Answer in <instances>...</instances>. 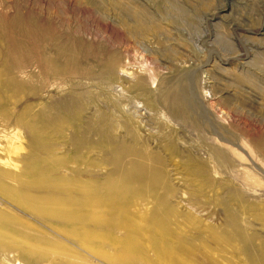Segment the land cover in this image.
<instances>
[{
    "label": "rangeland",
    "instance_id": "obj_1",
    "mask_svg": "<svg viewBox=\"0 0 264 264\" xmlns=\"http://www.w3.org/2000/svg\"><path fill=\"white\" fill-rule=\"evenodd\" d=\"M161 247L264 264V0H0V264Z\"/></svg>",
    "mask_w": 264,
    "mask_h": 264
},
{
    "label": "bare ground",
    "instance_id": "obj_2",
    "mask_svg": "<svg viewBox=\"0 0 264 264\" xmlns=\"http://www.w3.org/2000/svg\"><path fill=\"white\" fill-rule=\"evenodd\" d=\"M140 25H141V24H140ZM141 26H142V25H141ZM133 30H135V29H133ZM8 50H9V49H8ZM10 52H11V50H10ZM5 66H6V65H5ZM177 97H178V96H177ZM174 98H175V97H174ZM175 99H176V98H175ZM205 119H206V118H205ZM134 162H135V161H134ZM132 166H133V165H132ZM138 166H139V165H138ZM140 166H141V165H140ZM134 167H135V166H134ZM132 168H133V167H132ZM137 168H139V167H137ZM117 184H118V183H117ZM2 186H3V185H2ZM107 186H109V185H107ZM121 188H122V187H121ZM106 189H108V188H106ZM122 189H123V188H122ZM132 189H133V188H132ZM2 190H4V189H2ZM12 190H13V189H12ZM89 191H90V190H89ZM13 192H14V190H13ZM120 192H121V191H120ZM23 195H24V194H23ZM117 197H118V196H117ZM23 198H24V197H23ZM102 198H103V197H102ZM118 198H119V197H118ZM24 199H25V198H24ZM21 200H22V198H21ZM102 200H103V199H102ZM113 200H114V199H113ZM31 202H32V201H31ZM113 202H114V201H113ZM61 203H62V202H61ZM99 203H100V202H99ZM114 203H115V202H114ZM29 205H30V204H29ZM38 205H39V204H38ZM41 205H42V204H41ZM45 206H46V205H45ZM110 206H111V205H110ZM36 207H37V206H36ZM39 207H42V206H39ZM93 207H94V206H93ZM97 207H98V206H97ZM120 207H121V206H120ZM109 208H110V207H109ZM116 208H118V207L116 206ZM121 208H122V207H121ZM97 209H98V208H97ZM111 209H112V208H111ZM94 210H95V209H94ZM118 210H120V209L118 208ZM118 210H117V211H118ZM39 211H40V210H39ZM91 211H92V209H91ZM96 211H97V210H96ZM125 211H126V210H125ZM125 211H124V212H125ZM93 212H94V211H93ZM48 213H49V212H48ZM88 213H90V212H88ZM96 213H97V212H96ZM121 213H122V211H121ZM121 213H120V214H121ZM125 213H126V212H125ZM46 214H47V213H46ZM121 216H122V215H121ZM147 218H148V217H147ZM157 220H158V219H157ZM157 220H156V221H157ZM120 221H122V220H120ZM124 221H125V220H124ZM136 221H137V220H136ZM147 221H148V220H147ZM147 221H146V222H147ZM151 221H152V220H151ZM164 221H165V220H164ZM133 222H134V221H133ZM148 222H149V221H148ZM121 223H122V222H121ZM144 223H145V222H144ZM117 224H118V223H117ZM126 224H127V223H126ZM145 224H146V223H145ZM152 224L155 225V223H152ZM159 224H161V222H159ZM132 225H133V224H132ZM156 225H157L158 227H161V226H159V225L157 224V222H156ZM156 225H155V226H156ZM127 226H128V225H127ZM142 226H143V224H142ZM150 226H151V225H150ZM152 226H153V225H152ZM166 226H167V225H166ZM166 226H165V227H166ZM129 227H130V226H129ZM129 227H127V228H129ZM145 227H147V226L145 225ZM145 227H144V228H145ZM148 227H149V226H148ZM153 227H154V226H153ZM153 227H152V228H153ZM162 227H163V226H162ZM125 228H126V226H125ZM132 228H133V227H132ZM137 228H138V227H137ZM142 228H143V227H142ZM149 228H150V227H149ZM149 228H148V229H149ZM5 229H6V228H5ZM130 229H131V227H130ZM133 229H134V228H133ZM135 229H136V228H135ZM138 229H139V228H138ZM155 229H156V228H155ZM159 229H160V228H159ZM136 230H137V229H136ZM136 230H135V231H136ZM156 230H158V229H156ZM160 230H161V229H160ZM163 230H164V229H163ZM146 231H147V229H146ZM149 231H150V233L152 232L151 230H149ZM4 232H6V231H4ZM155 232H156V231H155ZM161 232H162V231H161ZM8 234H10V233H8ZM137 234H138V233H137ZM157 234H158V233H157ZM159 234H160V233H159ZM169 234H170V233H169ZM139 235H140V234H139ZM13 236H14V235H13ZM13 236H12V237H13ZM106 236H107V235H106ZM166 236H167V235H166ZM171 236H172V235H171ZM14 237H15V236H14ZM27 237H28V236H27ZM146 237H147V236H146ZM138 238H139V236H138ZM148 238H149V237H148ZM150 238H153V237H150ZM150 238H149V239H150ZM157 238H158V237H157ZM161 238H162V237H161ZM164 238H165V236H164ZM171 238H172V237H171ZM132 239H133V238H132ZM141 239H142V238H141ZM173 239H174V238H173ZM150 240H151V239H150ZM158 240H159V239H158ZM162 240H163V238H162ZM133 241L135 242L134 239H133ZM133 241H132V242H133ZM136 241H137V240H136ZM152 241H153V240H152ZM155 241H156V240H155ZM126 243H127V242H126ZM157 243H158V242H157ZM245 243H246V242H245ZM133 244H134V243H132V245H133ZM135 244H136V243H135ZM124 245H125V243H124ZM128 245H131L130 242L127 243V245H126L127 248H130V247H128ZM132 245H131V248L134 250V248H133L134 245H133V247H132ZM137 245H138V244H137ZM170 245H171V244H170ZM151 246H152V245H151ZM126 247H125V249H126ZM143 247H144V246H143ZM168 247H169V246H168ZM140 248H142V247H140ZM155 248H156V250H158V251H159V249H160V248L157 249L158 247H155ZM161 248H162V247H161ZM166 248H167V246H166ZM244 248H245V247H244ZM246 248H247V247H246ZM250 248H251V247H250ZM162 249H163V248H162ZM172 249H173V248H172ZM247 249H249V248H247ZM127 250H128V249H127ZM135 250H136V251H134V253L138 251L137 248H135ZM139 250H140V249H139ZM174 250H175V249H174ZM179 250H180V249H179ZM179 250H178V252H179ZM110 251H111V250H110ZM130 251H131V250H130ZM141 251H143V249H141V250L138 251V252L140 253ZM160 251H161V250H160ZM162 251H164V254H163V252H162V254H160V256L158 255V257H160V259H162V260H161L162 262H163V260H164V261L167 262V264H176V263H174V262H176V261H174V262L172 263V261H173V257H172V255L169 254V253H171L170 249H168V251H167V254H169V255L165 254V251H166L165 249H163ZM184 251H185V250H184ZM184 251H182V252L184 253ZM259 251H260V250H259ZM132 252H133V251H132ZM138 252H137V254H139ZM156 252H157V251H156ZM174 252H175V251H174ZM125 253L127 254V252H125ZM141 253H142V252H141ZM141 253H140V255H141ZM172 253H173V251H172ZM172 253H171V254H172ZM175 253H176V252H175ZM175 253H174V254H175ZM128 254H129V253H128ZM128 254H127V255L123 254V259H124V258L126 259L127 257L130 258V255L128 256ZM135 254H136V253H135ZM135 254H133V256H134ZM158 254H159V253H158ZM243 254H244V253H243ZM176 255H177V254H176ZM178 255H179V254H178ZM178 255H177V256H178ZM184 255H185V254H184ZM131 256H132V255H131ZM143 256H144V255H143ZM174 256H175V255H174ZM243 256H245V255H243ZM113 257H114V256H113ZM138 257H139V256H138ZM175 257H176V256H175ZM179 257H181V256H178V258H179ZM129 258H127V259H129ZM136 258H137V255H136ZM178 258H175V259H178ZM181 258H184V257H181ZM181 258H179V260H181V263H182V260H183V259H181ZM187 258H188V257L186 256V259H187ZM247 258H248V257H247ZM255 258H256V257H255ZM118 259H119V258H118ZM123 259H122V260H123ZM125 259H124V260H125ZM133 259H135V258H133ZM137 259H138V258H137ZM186 259L184 258V261H186V262L188 263L189 261H187ZM116 260H117V259H116ZM179 260H178V261H179ZM188 260H189V259H188ZM248 260H249V259H248ZM261 260H262V259H261ZM257 261H258V260H257ZM120 262H121V261H120ZM123 262H124V261H123ZM166 262H164V263H166ZM179 262H180V261H179ZM186 262H185V263H186ZM191 262H192V261H191ZM127 263H128V262H127ZM129 263H130V262H129ZM154 263H155V262H154ZM160 263H161V262H160ZM252 263H253V262H252ZM257 263H258V262H257ZM116 264H117V263H116ZM121 264H122V262H121ZM178 264H179V263H178ZM182 264H183V263H182ZM188 264H192V263H188ZM194 264H195V263H194Z\"/></svg>",
    "mask_w": 264,
    "mask_h": 264
}]
</instances>
